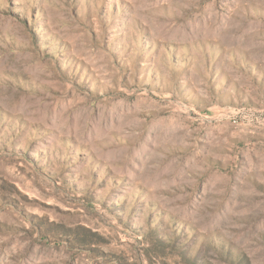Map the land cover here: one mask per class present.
Returning <instances> with one entry per match:
<instances>
[{
	"label": "rangeland",
	"instance_id": "obj_1",
	"mask_svg": "<svg viewBox=\"0 0 264 264\" xmlns=\"http://www.w3.org/2000/svg\"><path fill=\"white\" fill-rule=\"evenodd\" d=\"M0 264H264V0H0Z\"/></svg>",
	"mask_w": 264,
	"mask_h": 264
}]
</instances>
